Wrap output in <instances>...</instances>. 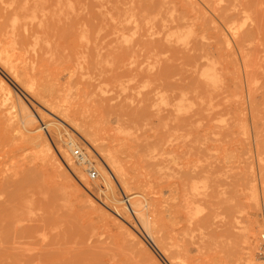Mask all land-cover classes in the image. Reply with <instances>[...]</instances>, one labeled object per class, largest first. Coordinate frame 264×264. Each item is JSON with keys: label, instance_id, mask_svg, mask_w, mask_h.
I'll return each mask as SVG.
<instances>
[{"label": "rangeland", "instance_id": "1", "mask_svg": "<svg viewBox=\"0 0 264 264\" xmlns=\"http://www.w3.org/2000/svg\"><path fill=\"white\" fill-rule=\"evenodd\" d=\"M17 1L0 0V36L38 44H15L14 70L98 136L85 140L0 66L65 165L30 141L0 92V264H172L136 200L184 264H264V0ZM98 144L122 162L127 189L98 187L112 173Z\"/></svg>", "mask_w": 264, "mask_h": 264}, {"label": "bare ground", "instance_id": "2", "mask_svg": "<svg viewBox=\"0 0 264 264\" xmlns=\"http://www.w3.org/2000/svg\"><path fill=\"white\" fill-rule=\"evenodd\" d=\"M7 1V0H6ZM15 1H17V0H15ZM20 1V2H19ZM34 1H37V0H34ZM48 1V0H47ZM50 1V0H49ZM54 1V0H53ZM3 2L5 3V0H3ZM2 2V3H3ZM12 2H13V0H12ZM21 3V0H18L17 1V3H16V5L17 4H20ZM47 3V2H46ZM8 4V3H7ZM34 4V3H33ZM48 5V4H47ZM54 5V4H53ZM2 6V5H1ZM20 6V5H19ZM32 6V5H31ZM74 6V5H73ZM18 7V5L17 6H15L14 7V5H13V8H17ZM28 7V6H27ZM36 7H37V5H36ZM60 7V6H59ZM20 8V7H19ZM18 8V9H19ZM44 8H46V6L44 7ZM64 8H65V6H64ZM5 9V8H4ZM7 10V9H6ZM11 10V14H12V9H9V11ZM66 10V9H65ZM72 10V9H71ZM77 10V9H76ZM20 11V10H19ZM19 11L18 12H16L15 11V15H16V13L18 14L17 16H19L20 15V13H19ZM64 11V10H63ZM74 11V10H73ZM23 12V11H22ZM21 12V13H22ZM31 12H32V10H31ZM5 13V12H4ZM6 13H8V11H6ZM5 13V14H6ZM37 13V12H36ZM68 13V12H67ZM66 13V14H67ZM11 14H10V17H11ZM13 14H14V11H13ZM22 14H24V12L22 13ZM26 14H28V13H26ZM48 14H49V12H48ZM7 15V14H6ZM29 15V14H28ZM45 15V14H44ZM47 16V15H46ZM69 16H70V14H69ZM72 16V15H71ZM10 17H9V19H10ZM23 18V17H22ZM54 18V17H53ZM61 18V17H60ZM46 19L48 20V16L46 17ZM45 18L43 19L44 21L46 20ZM75 19V18H74ZM121 19V18H120ZM15 20V19H14ZM42 20V19H41ZM62 20V19H61ZM66 20H67V18H66ZM2 21H3V19H2ZM2 21H1V23H2ZM12 21H13V18H12ZM51 21V20H50ZM70 22H72L71 20H69ZM74 21H76V19L75 20H73V23H74ZM18 22V21H17ZM17 22H16V25H17ZM19 22H20V18H19ZM33 22V21H32ZM42 22V21H41ZM61 22V21H60ZM14 24H15V21L13 22ZM63 23H64V20H63ZM28 24V23H27ZM51 24H52V22H51ZM70 24V23H69ZM72 24V23H71ZM35 25H36V22H35ZM86 25V24H85ZM22 26V25H21ZM43 26H44V23H43ZM1 27V26H0ZM10 27V26H9ZM32 27H34L33 25H32ZM122 28H124V25L123 26H121ZM120 27V28H121ZM25 28H26V26H25ZM36 28V27H35ZM50 29H54V24H53V26H52V28H51V26L49 27ZM90 28V27H89ZM88 28V29H89ZM118 27H116V29H117ZM120 28H119V30H120ZM126 28V27H125ZM130 28V27H129ZM1 29H3V28H1ZM19 29H20V25H19ZM21 29H22V27H21ZM32 29V28H31ZM39 29H40V27H39ZM78 29V28H77ZM115 29V30H116ZM17 30H18V25H17V29H16V31L15 32H17ZM94 30L96 31V29L94 28ZM123 30V29H122ZM1 31V30H0ZM8 31V30H7ZM43 31H44V29H43ZM93 31V30H92ZM94 31V32H95ZM19 32V34H17L18 35V37H19V41L17 40V35H16V37H14V36H8V37H10L8 40H6L5 38L4 39H2V37L0 36V66L1 67H3V68H5L7 71H9L10 72V74L12 75V77H14L18 82H21L22 83V85L24 86V88H25V90H27L28 92H30V93H32L34 96H35V98H37L39 101H40V103H42L44 106H46V109L47 110H49L50 112H52L53 114H55L56 116H62V117H64L67 121H69V122H71V123H73V124H75V126H76V128L79 130V132H80V134H81V136L85 139V140H87V141H90V142H92L93 144H95L94 142H95V140H96V136H98V133H97V130L95 129V124H89L87 121H84V120H82L74 111H73V109L71 110L70 109V107H68V106H62L61 104H60V101H59V98L58 97H56V96H53L52 94H45V92H43V91H39V90H36V89H34L31 85H28V84H26V82L24 83L23 82V80H22V78H20V75L14 70V65H13V61H14V59L16 60V59H19L20 57H21V54H18L19 53V51H18V53H16L15 54V52H14V48H15V44H16V50H17V48L19 47L20 48V46L19 45H21L22 47L24 46L25 47V45L26 46H29V45H37L38 43L37 42H31V41H26L27 40V38L29 37V35H28V37H26L25 38V36L24 37H22V35H21V37H20V33H21V31H18ZM33 32V31H32ZM35 32H36V30H35ZM42 32V31H41ZM77 32V31H76ZM12 33V32H11ZM28 34L30 33L29 31L27 32ZM89 33V32H88ZM114 33V32H113ZM4 34V33H3ZM24 34V33H23ZM48 34H49V31H48ZM118 34V33H117ZM5 35V34H4ZM8 35V34H7ZM11 35V34H10ZM14 35H15V33H14ZM30 35H31V33H30ZM78 35V34H77ZM76 35V36H77ZM106 35V34H105ZM32 36V35H31ZM48 36V35H47ZM92 37H93V39H94V36L93 35H91ZM45 37V36H44ZM50 37H51V35H50ZM90 37V36H89ZM100 37V36H99ZM24 39H26L25 41H24ZM89 39V38H88ZM92 39V38H91ZM115 39V38H114ZM21 40V41H20ZM47 40V39H46ZM52 40V39H51ZM117 40V39H116ZM122 41V40H121ZM99 42H100V39H99ZM109 42V41H108ZM17 43H18V45H17ZM121 43V42H120ZM93 44H94V41H93ZM83 45V44H82ZM40 47H41V45H39ZM26 48V47H25ZM100 48V47H99ZM21 49H23L24 50V48H21ZM27 49V48H26ZM25 49V52L27 51ZM41 49V48H40ZM47 49V48H46ZM46 49L44 48V50L46 51ZM22 50V51H23ZM29 50V49H28ZM35 51H36V48L34 49ZM38 50V49H37ZM94 50H95V48H94ZM39 51V50H38ZM99 51V50H98ZM29 52V51H28ZM43 52V50H41V53ZM40 53V54H41ZM38 54V53H37ZM43 55V54H42ZM37 57V56H36ZM14 58V59H13ZM22 58V57H21ZM24 58H26V56L24 57ZM22 60V59H21ZM4 70V69H3ZM13 78V79H14ZM0 92H1V97H2V100L4 101H2L3 102V104L5 103L6 104V106H7V110L9 111V112H11V111H15L16 109H17V112H19V122H20V124L22 125L21 127H23V130L24 131H27L26 133H33L34 131H36V132H38V130H39V132H40V130L42 129L39 125L37 126V125H35V124H37V119H36V117L34 116V114L31 112V111H29V109H28V107L26 106V104L21 100V99H19V98H17L16 100H13L12 98H13V96H12V90H11V88H10V86L7 84V82L3 79V78H0ZM119 121V120H118ZM253 122V121H252ZM49 125V124H48ZM54 126H55V124H53ZM55 130L56 131H59L60 129H59V127L58 126H55ZM36 132H34V135L32 134V135H30L29 136V138H30V141L32 140V141H34V140H37L38 141V145H40L41 147H42V150H43V152H45V154L46 155H48V156H50L51 158H53L57 163H58V166H60V167H62V168H65V165H64V163L62 162V161H60V159H58V157L54 154V150L52 149V146H51V144H50V142L48 141V139L44 136V134L43 133H36ZM100 137V136H99ZM99 137L97 138V140L99 139ZM28 138V139H29ZM101 138V137H100ZM76 142H75V140L74 139H72V140H70L69 142H68V144H69V146H73L74 144H75ZM187 143V142H186ZM257 143V142H256ZM100 144H98L97 146H98V149H99V146ZM105 147V146H104ZM102 148L103 147H100V151L102 152V155H103V157H104V159H105V162L107 163V165L109 166V169H111L110 171H112V173L110 174L109 172H108V170H106V169H104V171H103V174H102V181H101V183L98 185V187L100 188V187H104V188H107V189H109V190H111L112 192H113V185H114V182L116 183V181H117V183H121L126 189L129 187V185H130V183H129V177H127L126 176V178H125V174L127 173V171L125 172L124 171V166H121V164H122V162H120L119 163V161H118V159L116 158V156L117 155H114L113 154V152H112V149L111 148H107L106 150H102ZM105 149V148H104ZM115 149V148H114ZM185 153V152H184ZM118 157V156H117ZM63 158H64V162H65V164L69 167V168H74V163L72 162V158L70 157V155L68 154V153H66V152H63ZM200 157H198V159H199ZM221 161V160H220ZM78 163H80V162H82V164H88V165H91V160L89 159V158H87L86 157V154L85 153H83V157L81 158V159H78V161H77ZM171 163V162H170ZM156 165V164H155ZM206 166V165H205ZM245 166V165H244ZM92 167H94L93 165H92ZM123 167V168H122ZM218 167V166H217ZM216 167V168H217ZM222 167V166H221ZM230 167V166H229ZM258 167V166H257ZM95 168V167H94ZM218 169V168H217ZM86 170H87V168H86ZM218 170H220V169H218ZM217 170V171H218ZM97 171V170H96ZM204 171V170H203ZM199 172V171H198ZM198 172H196L197 174H198ZM200 173H201V171H200ZM188 174V173H187ZM187 174H186V177L188 178V176H187ZM201 176V175H200ZM200 176H198V178L200 177ZM189 177H191L192 178V176H189ZM194 177V176H193ZM196 177V176H195ZM194 177V178H195ZM131 180V179H130ZM186 180V179H185ZM243 180V179H242ZM119 181V182H118ZM133 181V180H132ZM188 182V181H187ZM242 182V181H241ZM120 183H119V185H120ZM214 187V186H213ZM262 189V188H261ZM188 190V189H187ZM210 193V192H209ZM180 194V193H179ZM181 195V194H180ZM181 197V196H180ZM178 198V197H177ZM114 199H115V201L116 202H118V203H121L122 202V200H119V199H116L115 197H114ZM225 200V199H224ZM197 201H198V199H197ZM180 202H181V199H180ZM226 202V201H225ZM133 205L135 206V210L137 211V213H138V215H139V218L141 219V221L143 222V225L145 226V230L147 231V233H148V235L151 237V239H152V241L155 243V245H156V247L159 249V251H161V253L163 254V255H165V257L166 256H168L169 257V260L171 261V263L172 264H184V260H183V255H181L178 251H176L175 249H173V246L171 245V244H169L167 241H165L166 240V236L164 235L163 237H162V235L161 236H158L157 234H158V230H156L155 231V229H153L152 228V226H151V224H150V222H149V220H146L145 219V215H144V213H143V209H144V205L140 202V201H138V200H136L135 202H133ZM143 208V209H142ZM231 212L229 211L228 212V214H229V216L231 215L230 214ZM184 214V213H183ZM225 215V214H224ZM151 216V215H150ZM236 216V215H235ZM209 217V216H208ZM204 218V217H203ZM201 219V218H200ZM207 219H209V218H207ZM207 219L206 218H204V222H203V226L205 225V222H206V224L208 223L207 222ZM185 220H186V218H185ZM152 221V220H151ZM202 221H203V219H202ZM202 221H201V223H202ZM211 221H212V219H211ZM241 221V220H240ZM200 223V222H199ZM201 223L199 224V225H201ZM230 223V222H229ZM214 224V223H213ZM208 225V224H207ZM202 226V227H203ZM225 226V225H224ZM185 227V226H184ZM192 227H194L193 225H192ZM229 227V226H228ZM185 228H187V227H185ZM191 229V228H190ZM194 229V228H193ZM222 230H223V228H222ZM231 230V229H230ZM166 231V230H165ZM249 232V231H248ZM161 234V233H160ZM165 234V233H164ZM189 234V233H188ZM224 234V233H223ZM256 234H257V232H256ZM234 235V234H233ZM201 236V235H200ZM193 237V236H192ZM211 237V236H210ZM225 237V236H224ZM165 238V239H164ZM235 238V237H234ZM180 239V238H179ZM173 240V239H172ZM180 241V240H179ZM184 241H185V239H184ZM187 241V243H190V242H188V239L186 240ZM186 241H185V243H186ZM197 241V240H196ZM206 242V241H205ZM170 243H171V241H170ZM208 243V242H207ZM173 244V243H172ZM183 245H185V249H187L186 248V245L187 244H183ZM182 245V246H183ZM189 245V244H188ZM201 245V244H200ZM180 245H178V247H179ZM219 246H220V244H219ZM227 247V246H226ZM218 248V247H217ZM229 250H230V248H229ZM238 250V249H237ZM184 251H186V250H184ZM243 252V251H242ZM238 253V252H237ZM185 255V254H184ZM189 255V254H188ZM154 257V256H153ZM223 258V257H222ZM243 259V258H242ZM155 260V259H154ZM156 261V260H155ZM170 261H169V263H170ZM200 263V262H199Z\"/></svg>", "mask_w": 264, "mask_h": 264}, {"label": "built area", "instance_id": "3", "mask_svg": "<svg viewBox=\"0 0 264 264\" xmlns=\"http://www.w3.org/2000/svg\"><path fill=\"white\" fill-rule=\"evenodd\" d=\"M72 155L75 158V160L78 161V159H81L83 157V152L79 148H74L72 151ZM86 167H87L86 174L88 178L91 180L95 179L98 176V172L96 171V169L92 166H86Z\"/></svg>", "mask_w": 264, "mask_h": 264}]
</instances>
